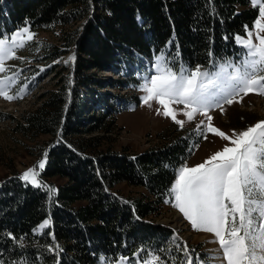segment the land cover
Segmentation results:
<instances>
[{"label":"trees","instance_id":"16d2710c","mask_svg":"<svg viewBox=\"0 0 264 264\" xmlns=\"http://www.w3.org/2000/svg\"><path fill=\"white\" fill-rule=\"evenodd\" d=\"M257 17L250 0H0V37L24 26L33 31L62 28V45L48 46L45 59L75 51L73 82L61 77L58 89L44 95L41 106L17 126L24 135L53 139L40 177L67 183L54 193L19 177L0 183V264H101V257L104 264L121 257L143 262L149 253L165 264L185 260L171 243L173 232L150 220L170 204L165 203L172 198L168 190L176 171L192 157L196 134L165 133L162 145L135 156L111 150L92 156L88 151L100 147L102 139L81 135L105 132L112 112L104 106L108 96L98 97L104 82L87 73L117 71L123 78L136 58L151 60L162 50L175 68H212L239 58L235 37ZM121 81L110 85L123 89ZM138 82L132 77L129 84ZM133 102L138 103L136 95ZM95 103L102 106L98 115L86 117L90 108L96 111ZM122 183L147 194L122 199L115 191ZM45 220L49 226L36 234Z\"/></svg>","mask_w":264,"mask_h":264},{"label":"snow or ice","instance_id":"6c2138e0","mask_svg":"<svg viewBox=\"0 0 264 264\" xmlns=\"http://www.w3.org/2000/svg\"><path fill=\"white\" fill-rule=\"evenodd\" d=\"M250 3L254 7L258 5V17L253 25L258 43H253V32L245 26L247 39L235 37L243 49L242 59L237 62L225 60L214 71H202L200 66L188 69L183 65L174 70L175 66L167 60L162 50L140 86L147 93L141 99L148 107H152L150 101L163 106V113L157 109L158 115L170 116L183 127L184 122L177 120L175 112L169 107L170 103L182 104L185 108L183 115L188 121H192L197 113L207 116L209 126L207 131L201 133L204 138H207V132H211L230 140L233 145L224 147L195 167L181 166L168 190V195L175 201L172 206L190 222L192 229L214 234V242L219 244L216 255L203 264H214L217 260L220 264H264V121L240 133L234 131L235 139H232L211 127L212 117L208 115L209 109L231 104L241 93L264 95V36L260 35L264 32V0H250ZM24 34H27V40H32L35 35L25 26L10 36L0 38V73L5 72L4 62L17 58L16 50L25 47ZM70 59L74 61L75 57ZM13 83L10 77L0 79V97L9 101L18 98L17 95H7ZM47 155L45 152L44 158L19 179L35 188L54 193L56 189L37 179V169H44ZM165 203L170 201L166 200ZM48 223L45 220L40 227ZM18 239L22 246L24 237ZM177 239L174 237L171 243L184 252L185 260L180 264H193L186 245L181 248ZM55 247L59 250V245ZM125 260L127 258L121 257V264ZM101 264H104L103 257ZM143 264H165V261L159 255L149 253ZM196 264L201 262L197 259Z\"/></svg>","mask_w":264,"mask_h":264},{"label":"rangeland","instance_id":"374dc122","mask_svg":"<svg viewBox=\"0 0 264 264\" xmlns=\"http://www.w3.org/2000/svg\"><path fill=\"white\" fill-rule=\"evenodd\" d=\"M256 9L258 10V5ZM27 27L31 33H35L33 39L27 40V34H24L25 47L16 50L15 56L17 58L8 59L4 62L5 72L0 73V79L10 77L14 81L11 88L7 91V95L18 96V98L11 101L0 97V183L18 179L25 171L37 165L44 158L43 154L45 152L48 153L49 143L53 141L50 136L41 135L35 137L32 134L24 135L17 132V126L23 122L25 115L35 112L41 106L46 99L44 95L58 89L61 77L62 79L66 78V83L69 81L70 83L73 82L71 70L73 60L70 59L75 57L73 49L66 56L56 60L50 61L44 57L48 46L62 45L60 42L62 28H55L49 31H33L30 26ZM69 28L67 27L65 30ZM249 30L253 32V43H258L253 26ZM12 33L5 35L10 36ZM260 35L264 36V32L260 33ZM237 36L247 39L246 32ZM236 45L241 49V53L239 58L233 57L229 59L233 62H237L243 57L241 45L237 42ZM159 54L154 55L151 60L136 58L134 64L132 63L133 65L127 68V71L123 74V78L116 75L117 71L92 70L87 73L88 75L93 74L95 78L104 82L101 90H98L102 96L98 95V97L106 98L108 96L104 106L108 107L109 112H112V114H108V126L104 130L105 132L81 135L84 138L100 137L102 139L101 146L90 148L89 154L96 156L97 153L111 150L135 156L162 145L165 133H183L185 130H189L196 134V144L192 157L185 165L192 168L203 163L216 152L222 151L224 147L233 146L230 140L222 139L211 132H207V138L203 137L201 133L207 131L209 126L207 116L197 113L192 121H188L183 115L185 111L184 105L170 103L169 107L175 112L176 119L184 122L183 127H180L170 116L166 118L162 114H157V109L163 113L164 108L162 105L156 101H150L152 107H148L142 101L141 98L147 94L140 89V86L144 83L143 77L150 74L149 69L156 63L155 57ZM166 58L170 61L167 56ZM170 62L174 65V61ZM222 62L224 61L215 64L216 67L213 65L212 68L201 70H218V65ZM179 68L180 65L174 70ZM132 77L139 79L137 86L129 84ZM118 79H123L122 83L120 82L121 84H119L120 86L124 85L123 89L113 88L110 85L112 81H118ZM127 81L128 83L124 84ZM135 95L138 97V103L133 102V96ZM111 97L114 99L112 102L109 100V98L112 99ZM115 98H119L120 102H117L118 99ZM111 103L115 106L111 105ZM95 105L96 111L93 112L94 108H90L89 115L86 117L98 115L102 106L98 103H95ZM113 107L114 109L112 110ZM208 115L212 117L211 127L235 139L233 136L234 131L235 133H240L256 123L264 121V95H258L255 92H249L246 95L241 93L233 99L231 104H223L221 107L209 109ZM111 119H113L112 122ZM201 121H204V123L201 124ZM86 125L89 126V131L93 122L89 119ZM46 164L47 159L45 167ZM44 169H37L39 172L37 179L41 180L43 184L47 186L49 184V187L56 189L67 183V180L63 178L42 179L40 176ZM115 191L118 197L125 200L141 198L147 194L144 188L129 186L126 183L117 186ZM174 202L172 197L170 204L165 205L158 217L150 218V222L172 231V240L174 237H178L177 243L186 245L188 255L193 259V264H196L197 259L203 264L209 257L216 255L219 244L214 242L216 240L214 234L193 230L188 220L184 217L181 219L179 214L182 216L183 214L172 206ZM48 225L49 223L43 228L39 226L35 233L40 235ZM191 250H194V252H191ZM116 264H121V261ZM122 264H143V262L125 260ZM214 264H220V261L217 260Z\"/></svg>","mask_w":264,"mask_h":264},{"label":"bare ground","instance_id":"6f19581e","mask_svg":"<svg viewBox=\"0 0 264 264\" xmlns=\"http://www.w3.org/2000/svg\"><path fill=\"white\" fill-rule=\"evenodd\" d=\"M117 263V262H116Z\"/></svg>","mask_w":264,"mask_h":264}]
</instances>
